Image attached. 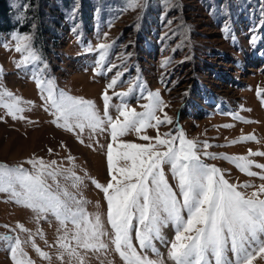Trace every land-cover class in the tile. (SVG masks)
<instances>
[{"label": "rangeland", "instance_id": "rangeland-1", "mask_svg": "<svg viewBox=\"0 0 264 264\" xmlns=\"http://www.w3.org/2000/svg\"><path fill=\"white\" fill-rule=\"evenodd\" d=\"M0 264H264V0H7Z\"/></svg>", "mask_w": 264, "mask_h": 264}, {"label": "trees", "instance_id": "trees-1", "mask_svg": "<svg viewBox=\"0 0 264 264\" xmlns=\"http://www.w3.org/2000/svg\"><path fill=\"white\" fill-rule=\"evenodd\" d=\"M16 24L11 19V7L7 0H0V33L14 29Z\"/></svg>", "mask_w": 264, "mask_h": 264}]
</instances>
